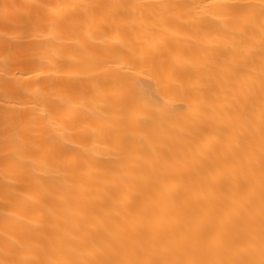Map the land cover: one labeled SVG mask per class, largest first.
<instances>
[{
	"label": "bare ground",
	"instance_id": "1",
	"mask_svg": "<svg viewBox=\"0 0 264 264\" xmlns=\"http://www.w3.org/2000/svg\"><path fill=\"white\" fill-rule=\"evenodd\" d=\"M0 264H264V0H0Z\"/></svg>",
	"mask_w": 264,
	"mask_h": 264
}]
</instances>
